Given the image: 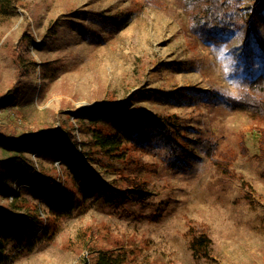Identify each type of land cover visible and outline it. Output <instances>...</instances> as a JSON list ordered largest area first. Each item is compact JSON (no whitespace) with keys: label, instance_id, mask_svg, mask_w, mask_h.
Returning <instances> with one entry per match:
<instances>
[{"label":"rangeland","instance_id":"374dc122","mask_svg":"<svg viewBox=\"0 0 264 264\" xmlns=\"http://www.w3.org/2000/svg\"><path fill=\"white\" fill-rule=\"evenodd\" d=\"M183 1L17 0L3 12L0 4V159L31 135L39 147L26 154L47 185L17 181L20 210L4 207L17 194L0 191V264H94L99 251L124 254L125 264H264V116L229 101L254 94L253 80L264 76V2L244 0L214 44L189 32ZM22 35L33 42L19 44ZM17 49L21 65L34 64L22 79ZM101 107L96 129L125 137L132 121L176 116L172 137L190 149L186 166L161 139L116 160L82 150L93 130L90 118L79 119ZM204 142L217 145L214 159L232 152L230 172ZM59 148L87 155L83 175L65 167ZM136 166L144 196L127 181ZM52 183L59 189L49 197ZM115 189L123 200L111 201ZM191 228L211 237L210 259L193 254Z\"/></svg>","mask_w":264,"mask_h":264},{"label":"trees","instance_id":"16d2710c","mask_svg":"<svg viewBox=\"0 0 264 264\" xmlns=\"http://www.w3.org/2000/svg\"><path fill=\"white\" fill-rule=\"evenodd\" d=\"M14 1L17 0H0V4L2 5L1 11H5L9 5L14 3ZM262 2H264V0H260L258 4ZM243 5L244 0H184L183 6L188 15L189 32L195 38H198L200 40L212 42L214 44H221L225 41V38L231 32L233 24L235 23L238 14L241 13V8ZM30 40L31 36L22 35L19 40V44H27L28 42H33ZM13 57L19 71L18 79H22L24 76H29L30 69L34 67V64L28 62L26 66L23 60L21 65L23 56L19 49L14 52ZM252 87L253 88L251 89L254 94L247 92L241 99H229V101L233 102L234 106L239 109H256L255 111H257V113H260L264 116L263 106L260 105V100L264 99V76L261 75L255 78L252 82ZM18 92L19 88L14 90L11 88L10 93L14 94V96H16ZM10 93L9 95H7V97L11 95ZM105 112L106 107H101L95 109L91 113L84 114V116L79 119L82 120V122H85V118H90L88 124L93 130V135L87 137L84 142H81L82 150L84 149V147L87 148V145H90L92 146V148H95V151L98 152V155L102 156V158L116 160L123 159L125 153L130 148L132 149L133 147H135L146 150V148L148 147L151 148L153 146V143L158 139H161L168 143V146L170 147L172 152L177 154L178 162L184 163V166H186L184 160L189 156L190 149L189 147H184L183 145L177 143V139H179V136L175 138L172 137L173 127H175L177 125L176 123L179 122L176 116H169L166 118L150 117L146 126H142L135 121H132L130 127L126 129L129 137H125L117 132H106L104 130L105 128L96 129V123L100 121ZM80 127H83V124ZM260 132L263 133L261 138L262 145H264V130H260ZM48 133L51 132L48 131ZM67 134L69 135L71 142L75 146H77L78 139L76 138V136H73L72 133ZM60 135V132L52 133V137H57ZM42 138L45 141L50 137L44 136ZM0 141H4V137L0 139ZM38 143V140L29 135L26 138L13 143V148H7L9 149L8 152L4 150L5 148L3 149V153H7V156L5 155L2 159H0L1 192H6L7 196H12L14 194L16 195L18 191L15 189V187L13 188V185L17 181H20L21 184L23 182H27L31 185V187H34L38 191H42V188L44 186L45 188L47 187V185L41 184V181L45 179V176L43 174L37 175L38 172H36L37 167L35 165V163L37 162L31 159V157L26 154V152H28V149L33 145H37L39 147ZM203 145L207 149L208 156L211 157L213 161L218 162L221 165L220 167L221 169H223V171L230 172V161L235 159V156L231 155L232 152L221 154L224 159H227V161L223 159L222 161H220V159H214L215 150H217L216 144L204 142ZM57 152L65 153L68 155L69 158L63 161V164L66 165L65 167L72 168L76 171L81 166L82 171H80L78 174H84V168L82 165H86L88 162L87 155L84 154V152H82L80 155H77L72 150H66L65 148H59ZM103 162L104 161L101 160L99 164L102 165ZM126 166L127 168L125 170L127 171V169L129 170V168L127 164ZM109 167L110 166H108V168ZM132 171L133 172H131L130 175L131 178H127V181H129V183L132 185V194L136 196L146 195V182H144L143 179L139 176V174L144 171V168L136 166ZM24 176L25 178L21 179ZM243 185L250 188V192L247 194V196L252 197V193L254 192L251 185L247 182H243ZM47 189L48 190H45L44 193L47 196L51 197L54 195L55 191L59 189V187L54 186L52 183L50 188ZM100 191H104V189ZM118 191L119 190L115 189L111 192V194H109L111 201H121L124 199V195H122V193ZM19 196L20 195L17 194L16 199H14L15 201H13L10 205L5 204L4 207L6 209H10L13 206L17 210H20L19 205L23 204L20 200H18ZM2 213H4V211H2L0 208V216L2 215ZM33 215H35V220H39L40 214H38V210L35 209ZM0 221H4V219L0 217ZM4 223L6 222L4 221ZM32 224L33 223H31L30 225L27 224L23 228V230L20 231L19 237L28 238L26 231L32 226ZM190 231V248L193 254L198 258L210 259L213 244L211 237L207 233L195 235L194 228H191ZM96 253L97 255L95 257V261L92 260L94 264H125L127 262V258L124 256V254L119 255L103 251H99ZM84 264L91 263H87V261H85Z\"/></svg>","mask_w":264,"mask_h":264}]
</instances>
